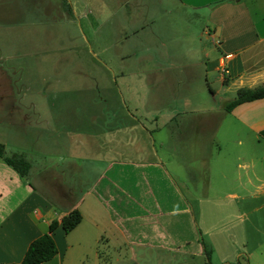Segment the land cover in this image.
I'll use <instances>...</instances> for the list:
<instances>
[{
    "label": "crops",
    "instance_id": "0c3cea01",
    "mask_svg": "<svg viewBox=\"0 0 264 264\" xmlns=\"http://www.w3.org/2000/svg\"><path fill=\"white\" fill-rule=\"evenodd\" d=\"M176 1L179 7L208 11L203 32H184L180 37L190 48L196 39L205 80L198 83L201 77L192 49L185 55L189 62L182 66L157 65L153 60L133 71L154 73L148 88L164 85L178 95L197 94L192 107L181 104L164 114H134L124 112L123 100L115 108L110 98L101 99L100 114L107 127L101 129L99 140L92 125L64 126L65 120L74 125L77 119L70 100H66L69 113L63 117L53 112L30 121L20 113L4 119L0 142L6 154L22 155L30 169L21 176L0 158V264H19L30 243L52 221L59 223L52 233L57 253L42 264H213L211 259L206 263V239L210 245L216 239L223 249L242 246L244 263L239 259L237 264H264V98L226 112L208 82V76L216 73L220 88L228 94L264 84V0ZM57 2L58 11L65 9ZM134 6L145 8V0H135ZM157 7L164 9L163 15L168 13L166 5ZM151 19L158 26L157 35L185 22ZM176 46L171 51L177 53ZM171 51L167 49V55L173 61ZM162 68L181 69L184 84L172 79L158 82L155 73ZM224 68L227 72L221 71ZM195 77L197 83L192 85ZM135 83L129 87L134 89L132 101L138 90L147 89L145 81ZM205 83L210 94L202 89ZM161 99L156 92L148 98L153 105ZM30 127L42 130L39 143H30ZM63 134L73 146L54 143ZM189 176L200 179L196 216ZM225 199L229 202H220ZM73 209L81 220L64 233L61 220ZM108 249L115 255L108 257Z\"/></svg>",
    "mask_w": 264,
    "mask_h": 264
},
{
    "label": "rangeland",
    "instance_id": "374dc122",
    "mask_svg": "<svg viewBox=\"0 0 264 264\" xmlns=\"http://www.w3.org/2000/svg\"><path fill=\"white\" fill-rule=\"evenodd\" d=\"M57 1L0 0V131H5L4 119L9 115L27 114L30 121L39 114L46 116L53 112L60 113L63 117L69 113L66 100H70L71 112L74 111L77 119L74 125L65 120L64 126L68 129L72 126L74 129H90L92 125L97 132L94 133L95 139L99 140L101 129L107 127V121L100 114L101 99L110 98L111 106L115 108H120V104H116L123 100L124 112H148L153 115L155 112L159 115L175 111L181 104L192 107L198 101L197 94L180 92L178 95L173 90L164 88V85L157 89L148 88L149 77H153L154 73H137L133 69L144 68L153 60H156L157 65L170 66L173 62L176 66H182L189 62L185 55L188 49H192L190 54L194 57V67L199 69L197 76L201 77L198 83L202 84L205 74L202 62L197 59L200 49L198 45L195 46L196 39L191 42L190 46L193 45V48H190L180 37L184 32H203L207 9L189 5L179 7L176 0H145L146 7L142 9L134 6L135 0L128 3L122 2L124 0H74L73 5L72 0H60L65 9L58 11L55 5ZM162 4L167 6L165 11L168 13L165 15L164 9L157 7ZM71 5L75 11H72ZM151 17H159L161 20L166 18L165 22L171 18H183L185 22L176 25L173 30H163L157 35L155 28L158 26L151 23ZM176 44L177 53L171 51ZM167 49L174 54H169L173 61L168 58ZM155 74L160 83L164 84L165 79H172L179 85L184 84L181 69L173 72L162 68ZM196 79L191 80L192 85L197 83ZM138 81H145L147 89L138 90L139 96L132 101L134 89L129 87H134ZM208 82L217 91L214 97L220 103H225L236 94H228L220 88L221 83L216 73L208 76ZM209 84L202 86L207 94H210L207 88ZM155 92L162 99L159 104L153 105L148 98ZM58 100H65L64 104L55 106L54 103ZM133 102L134 107L139 109L138 112L132 107ZM225 122L227 120L222 129L225 128ZM142 123L148 125L152 122ZM108 124L113 122L109 121ZM39 132L42 133V130L33 127L28 129L30 143H39L37 139L43 135ZM54 135L50 133L49 136L53 138ZM53 140L58 146H73L72 141L68 142L64 134ZM40 143L45 142L41 139ZM158 147L156 144V148ZM186 179L190 192L194 195L191 203L196 216V184L200 179L192 176ZM223 201L229 202L228 199L220 202ZM211 242L214 248L207 239L204 240L206 263L208 259L213 264H237L239 259L244 263L245 250L242 246L223 249L216 239H211ZM240 244L239 239L236 245ZM105 252L108 257L116 253L109 249Z\"/></svg>",
    "mask_w": 264,
    "mask_h": 264
},
{
    "label": "trees",
    "instance_id": "16d2710c",
    "mask_svg": "<svg viewBox=\"0 0 264 264\" xmlns=\"http://www.w3.org/2000/svg\"><path fill=\"white\" fill-rule=\"evenodd\" d=\"M262 98H264V84L254 88H239L235 96L224 103L223 108L226 112H229L237 105ZM0 158L18 172L19 175L25 176L28 174L30 163L20 154L7 155L5 152V145L1 142ZM80 220V212L77 209H73L63 216L60 225L64 233H68L80 222ZM58 225L59 223L57 221H52L48 226V230L30 243L19 264H42L50 260L57 253V246L52 233Z\"/></svg>",
    "mask_w": 264,
    "mask_h": 264
},
{
    "label": "built area",
    "instance_id": "2783aa9c",
    "mask_svg": "<svg viewBox=\"0 0 264 264\" xmlns=\"http://www.w3.org/2000/svg\"><path fill=\"white\" fill-rule=\"evenodd\" d=\"M221 71H222V72H227V70H226L225 68H224V69H222Z\"/></svg>",
    "mask_w": 264,
    "mask_h": 264
}]
</instances>
